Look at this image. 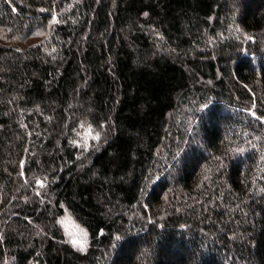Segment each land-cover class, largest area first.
Masks as SVG:
<instances>
[{
    "label": "trees",
    "instance_id": "obj_1",
    "mask_svg": "<svg viewBox=\"0 0 264 264\" xmlns=\"http://www.w3.org/2000/svg\"><path fill=\"white\" fill-rule=\"evenodd\" d=\"M0 264H264V0H0Z\"/></svg>",
    "mask_w": 264,
    "mask_h": 264
},
{
    "label": "clouds",
    "instance_id": "obj_2",
    "mask_svg": "<svg viewBox=\"0 0 264 264\" xmlns=\"http://www.w3.org/2000/svg\"><path fill=\"white\" fill-rule=\"evenodd\" d=\"M63 221V223L61 222ZM57 226L60 228L62 235L65 237L66 243L71 245L77 251H82L80 244L87 245L89 243V233L85 227L79 225L75 217L69 219L67 217L57 220Z\"/></svg>",
    "mask_w": 264,
    "mask_h": 264
},
{
    "label": "snow or ice",
    "instance_id": "obj_3",
    "mask_svg": "<svg viewBox=\"0 0 264 264\" xmlns=\"http://www.w3.org/2000/svg\"><path fill=\"white\" fill-rule=\"evenodd\" d=\"M95 138H97L98 139V136L97 137H95ZM62 223H63V221H61ZM79 247H80V249L83 251L84 249H85V245H83V244H80L79 245Z\"/></svg>",
    "mask_w": 264,
    "mask_h": 264
}]
</instances>
